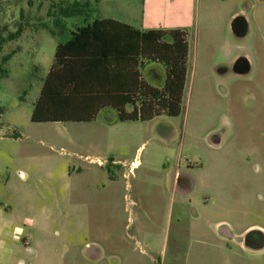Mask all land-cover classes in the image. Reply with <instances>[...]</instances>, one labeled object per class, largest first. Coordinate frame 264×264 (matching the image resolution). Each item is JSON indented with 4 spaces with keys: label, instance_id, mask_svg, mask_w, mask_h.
<instances>
[{
    "label": "rangeland",
    "instance_id": "1",
    "mask_svg": "<svg viewBox=\"0 0 264 264\" xmlns=\"http://www.w3.org/2000/svg\"><path fill=\"white\" fill-rule=\"evenodd\" d=\"M77 2L87 3L84 14L58 17L59 7ZM235 9L250 22L242 39L230 30ZM96 18L186 33L178 116L125 123L103 109L89 123L30 121L55 46ZM17 30L0 49L1 226L22 236L23 219H35V230L56 231L60 245L83 217L89 229L82 241L131 250L136 264H150L131 237L145 217L152 224V264L158 257V264H264V255L247 259L245 251L230 257L220 247L199 250L188 234L200 225L198 217L207 224L228 220L238 230L264 225V0H0V35L6 39ZM243 54L253 60L251 71L223 74ZM140 73L161 87L160 64L145 62ZM111 158L123 164L119 171L107 160L97 166L96 160ZM134 158L139 163L133 173L124 166ZM176 162L192 186L172 202L169 189L146 184V164L155 166L154 177ZM5 240L11 250L0 248V264L26 259L21 240Z\"/></svg>",
    "mask_w": 264,
    "mask_h": 264
},
{
    "label": "trees",
    "instance_id": "2",
    "mask_svg": "<svg viewBox=\"0 0 264 264\" xmlns=\"http://www.w3.org/2000/svg\"><path fill=\"white\" fill-rule=\"evenodd\" d=\"M86 6L77 2L59 7L58 17L84 14ZM53 21L59 25L61 19ZM18 35V30L6 39L0 35V49ZM187 55V35L180 29L141 31L110 18L76 26L68 40L55 46L30 121L87 123L106 108L120 122L176 117L181 112ZM9 57L5 55L2 61ZM145 62L163 67L161 87L142 77Z\"/></svg>",
    "mask_w": 264,
    "mask_h": 264
},
{
    "label": "crops",
    "instance_id": "3",
    "mask_svg": "<svg viewBox=\"0 0 264 264\" xmlns=\"http://www.w3.org/2000/svg\"><path fill=\"white\" fill-rule=\"evenodd\" d=\"M240 13H241V9H235L233 10V12L229 17L233 18L234 16ZM246 20L248 22V33H250V22L248 21V19ZM133 27L137 28L135 26ZM137 29L141 31H145L140 28ZM243 55L249 59L252 69L253 60L251 56L247 54H243ZM187 63H188V55H187ZM187 63H186V67H187ZM230 68L231 67L226 68L223 74L231 72ZM127 109L129 110V108ZM112 114H113L112 119H115L116 114L113 110H112ZM127 123H136V122H127ZM88 159L89 161H93L92 158H88ZM106 160L109 161V159L96 160L97 166L100 165L99 168L102 169L106 164ZM138 163L139 160L134 158L124 167H126L130 172L131 170H133L134 173L135 170L133 168ZM110 164H112L114 168L117 167L116 168L117 171H119L121 166L123 165V164L120 165V162L115 161L113 158H111ZM146 165H147V170H146L147 175L145 177V181L147 182L146 183L147 185L157 184L158 187H165L166 190L169 189L171 191L170 199L172 202H174L175 200L179 201L185 198V193L186 191L190 190L192 184L190 183L191 181L189 180L188 182H186L187 184L185 183L184 180H182V177L183 176L187 177V175L186 172L180 168L178 162L174 163L171 167H168L166 169L160 167L161 172L158 173L157 171L154 177L152 171L156 170L155 166L148 164ZM130 172L128 173L129 175L131 174ZM107 178L109 180L108 182L114 181L112 180L113 178H110L109 176ZM149 203L150 201H148V204ZM173 212L174 210L172 208L171 214L169 215L170 219H172L173 217ZM1 215L2 214L0 213V216ZM81 218L83 219V217ZM82 219L80 220L81 223L79 226L78 224H76L79 230H77L75 227L73 232L71 231L67 232L64 241L61 242L60 245L56 244L55 242L56 231L50 232L45 230L44 231L35 230V224L37 222V220L35 219H23L21 226H27V228L25 232L21 233L22 236L12 234V232L8 231L9 225H6L5 227L0 225V237H3V239H0V248L7 249V252L11 250L10 247L6 248L5 238L7 239V241L10 238L13 243H16L21 240L22 246H20V248L23 249V251L25 252L26 259L25 260L21 259L19 262H17V264H136V261L133 260L134 258L131 260L130 257L131 250H127L123 248L108 249L106 248L104 242L101 241H98L95 244L88 243L86 240L82 241V238L85 237L89 229V225L86 224L87 221H83ZM144 219H145L144 225L141 222L140 225L135 228V230L131 234L132 235L131 237L136 239V242L139 245L138 253L143 254L144 252L145 253L144 255L148 254V262L152 264L153 256H152V252H150L149 250L150 243L148 240L149 236L151 235L152 224H151V219L149 222L146 221L147 219L145 217ZM202 220L203 217H198L197 221H200V225L197 228L189 227L188 229V234L189 235L191 233L193 234L194 243L199 250H202V248H209L211 250L213 248L220 247L222 249H225V251H227L228 253H230V257L231 255L234 256L236 255L240 257L241 255H239V251L242 252L245 251L246 252L245 255L247 259H253V258H249L252 256L258 257L259 255H264V245L261 249H252L244 246L240 240L243 237V235L249 230H258L263 235L264 238V225L259 223L248 224L244 228H241V230H238L237 229L238 226L228 220H218L209 224H207L206 222L202 223ZM167 226L168 225L165 226L163 232L167 230ZM213 238L215 240H213ZM234 247L237 249V251L235 252L233 251ZM147 250H149L148 253ZM156 262L158 264L159 257L157 258ZM141 264H144V261H141Z\"/></svg>",
    "mask_w": 264,
    "mask_h": 264
},
{
    "label": "water",
    "instance_id": "4",
    "mask_svg": "<svg viewBox=\"0 0 264 264\" xmlns=\"http://www.w3.org/2000/svg\"><path fill=\"white\" fill-rule=\"evenodd\" d=\"M230 30L236 38H244L248 33V22L246 17L242 14L234 16L230 22ZM250 69V61L244 55H239L230 68L231 72L236 75H246L250 72ZM240 240L244 246L252 249H261L264 245L263 235L258 230L247 231Z\"/></svg>",
    "mask_w": 264,
    "mask_h": 264
},
{
    "label": "flooded vegetation",
    "instance_id": "5",
    "mask_svg": "<svg viewBox=\"0 0 264 264\" xmlns=\"http://www.w3.org/2000/svg\"><path fill=\"white\" fill-rule=\"evenodd\" d=\"M182 180H184V181L188 182V178H187V177H185V176H183V177H182ZM186 184H187V183H186Z\"/></svg>",
    "mask_w": 264,
    "mask_h": 264
}]
</instances>
